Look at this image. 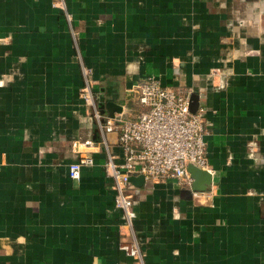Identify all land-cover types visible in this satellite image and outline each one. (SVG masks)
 <instances>
[{
	"label": "crops",
	"instance_id": "crops-1",
	"mask_svg": "<svg viewBox=\"0 0 264 264\" xmlns=\"http://www.w3.org/2000/svg\"><path fill=\"white\" fill-rule=\"evenodd\" d=\"M66 1L71 22L52 0H0V264H264V0ZM82 63L100 109L116 94L128 118L148 77L199 94L213 182L131 180L142 260L120 247L106 150L69 175L73 143L101 138Z\"/></svg>",
	"mask_w": 264,
	"mask_h": 264
},
{
	"label": "built area",
	"instance_id": "built-area-1",
	"mask_svg": "<svg viewBox=\"0 0 264 264\" xmlns=\"http://www.w3.org/2000/svg\"><path fill=\"white\" fill-rule=\"evenodd\" d=\"M52 5L62 10L69 22L72 21L66 0H52ZM81 68L84 82L79 95L90 110L101 138L90 137L73 143L78 158L69 164V175L79 180L82 168L94 164L93 154L100 148L106 150L104 167L106 175L113 181L115 205L123 211L125 224L131 232V239L121 242L120 247L142 260L141 245L134 229L137 212L130 178L139 174H143L145 180L173 178L183 186L191 187L193 178L189 164L213 173L206 154L205 117L199 110L197 113L191 111L188 94L165 86L153 76L126 89V96L137 99L142 107L137 116L128 118L122 112L106 115L98 105L99 92L92 67L82 63ZM109 132H118L122 161H117L110 150ZM200 192L193 191V194Z\"/></svg>",
	"mask_w": 264,
	"mask_h": 264
},
{
	"label": "water",
	"instance_id": "water-1",
	"mask_svg": "<svg viewBox=\"0 0 264 264\" xmlns=\"http://www.w3.org/2000/svg\"><path fill=\"white\" fill-rule=\"evenodd\" d=\"M116 94H113L111 98H106L105 95L102 94L101 101L104 102V107L101 109L102 112L106 109L109 112L110 116H115L116 112H121L123 105L120 102L115 100ZM190 100V109L193 113L198 112V108L200 105L199 94L198 92H192L189 95ZM188 169L193 178V183L190 188L187 189L189 196L193 194V191L206 190L208 186H210L213 182V174L201 167L195 166L193 164H189ZM132 181L143 182L144 176L143 174H139V176H131Z\"/></svg>",
	"mask_w": 264,
	"mask_h": 264
}]
</instances>
